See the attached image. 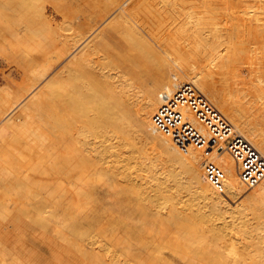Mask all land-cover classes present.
I'll return each mask as SVG.
<instances>
[{
    "label": "bare ground",
    "instance_id": "obj_1",
    "mask_svg": "<svg viewBox=\"0 0 264 264\" xmlns=\"http://www.w3.org/2000/svg\"><path fill=\"white\" fill-rule=\"evenodd\" d=\"M211 2H67L65 7L67 5L69 12L74 11V16L69 12V15H65L67 11L63 8L64 25L62 21L57 22L61 23L57 27L62 32L55 42L47 45L38 43L43 39L37 40L40 27L32 26L37 37L30 39L28 51L26 49L0 58L3 63H12L17 70L14 73L17 81L12 74L7 75V84L0 89V264H115L117 260L111 262V258L109 262L105 255L99 259L97 252L90 258L91 247L87 252L78 241L73 242L79 239H74L71 234L93 235L88 233L90 229L79 231L78 222L81 221L74 218L71 210L77 201L87 202L88 205L98 200L102 191L111 198L118 197L119 206L127 203L124 196H133L131 202L135 204L136 212L140 213L138 222L119 218L117 226L124 229L129 239L123 246L125 254L136 264H264V242L257 240L258 235H255L258 238L253 235L264 226V174L256 184L247 183L242 176L240 163L223 142L210 136L189 108L184 110V114L205 139L203 146L192 145L182 150L170 136L155 131L153 127L154 116L163 104L162 96L171 93L181 83L188 82L264 158V12H241L235 8L225 11L227 17L234 20L228 29L213 22L215 18H208ZM133 3L136 5L131 7ZM184 6L194 11L190 12ZM185 10L192 13V19H198L197 22L195 19L194 24L190 23ZM59 12H62V8ZM70 15L73 18L66 23L64 18H70ZM107 16L110 17L104 24L110 26L112 22L113 25L109 34L102 36L104 27L100 23ZM189 16L188 19L191 18ZM113 19H117L116 22ZM135 19L147 35L163 46L171 59L164 57L157 46L135 28L132 22ZM49 21H52L50 17ZM52 23L50 32L56 33V26H52ZM203 28L211 30L204 34ZM43 34L46 35L45 31ZM51 36L47 35V40ZM99 37L100 40L96 41ZM116 38L123 39V43H114ZM37 46L40 47L36 51ZM33 48L36 52L32 51ZM72 52H77L79 56L66 70L61 68L57 72L56 77H60L54 82L55 88L46 90L49 86L45 85L39 89V84ZM116 73L117 77L114 76ZM123 75L124 80H120ZM27 96L29 100L24 107L13 115ZM220 96H223L221 101ZM132 130L140 137L141 152L147 144H152L151 148L158 153L156 157L169 164L174 185L171 179L155 184L153 176L152 180L147 179L150 176H144L147 169L144 171L143 165L151 170L155 168V160L147 159L145 155H138L139 161L138 156L133 155L137 163L136 159H131V154L127 155L131 159L128 161H135L136 166L140 164L137 169L134 165L132 167L137 173L139 171V177H143L140 179L145 180L142 184L137 181L139 186L130 179L136 171L123 173L126 170L121 169L122 172L118 170L120 168L116 169L121 162H125L126 158L121 156H126V153L122 154V151L128 148H120V144L124 143L118 145L112 139H122L123 134ZM127 136L129 143L135 145L131 140L136 138ZM109 157H114L121 164L110 166ZM131 163H127V167L130 168ZM210 164L224 174L221 191L208 181L205 167ZM176 166L178 172L173 171ZM132 168L127 169L132 171ZM129 173L130 177L127 175ZM118 176L122 179L119 180ZM182 178L189 180V186L174 188L183 184L185 180L181 181ZM187 196L189 203L184 201ZM234 198L248 203L250 207L241 204L252 208L254 211L248 210L254 212L251 216L257 220L255 226L251 224L254 229L240 221L242 225L237 233L245 236L240 244L237 243L240 238L230 237V240H226L209 224L214 214L219 215L222 210L225 212L223 207ZM85 203H81V206L87 209ZM242 205H235L236 209ZM124 210L127 214L133 211L128 205ZM104 214L106 217L109 215ZM150 216L159 223L160 232L146 225L151 223L148 221ZM106 219L109 224L110 219ZM83 221L93 227L97 220L86 216ZM67 226L72 228L71 231L68 229L69 233L66 232ZM112 229L109 228V240L115 234ZM260 232L264 234V231ZM99 235L103 236L101 233ZM115 236L113 238H119ZM96 237L93 235L97 241L104 238L98 240ZM108 238L104 240L108 241ZM71 243L78 250L83 247L81 249L84 251L80 249L79 252L80 257L72 251ZM165 250H169V253ZM70 251L77 255L76 261L69 254ZM252 253L257 254V261L252 258ZM118 261L117 264H120ZM121 261H126V258Z\"/></svg>",
    "mask_w": 264,
    "mask_h": 264
},
{
    "label": "rangeland",
    "instance_id": "obj_2",
    "mask_svg": "<svg viewBox=\"0 0 264 264\" xmlns=\"http://www.w3.org/2000/svg\"><path fill=\"white\" fill-rule=\"evenodd\" d=\"M76 1H78V0H0V58L1 57H3V56H8V55H11V54H16L15 52H22V51H25L26 49H27V46L29 47V41H30V39L31 38H36L37 36H36V32L32 29V26H34L35 28L37 27H40L39 29H40V31H39V35H38V37H37V40L39 41L40 39H41V37L43 38V39H41L42 40V42L41 41H39L38 43H44L43 45H47V43L48 44H50V42H51V44H52V41H54L55 42V40L57 39V37H58V34L59 33H61L62 31H60V29L58 28L60 25H61V23H57L58 21L60 22V21H62L63 22V15H62V13H63V8H64V11H65V9H66V11L68 10L67 9V5H66V7H65V3H70V2H76ZM197 1V0H196ZM62 4V5H61ZM136 4L135 3H133L132 5H131V7H133V6H135ZM61 6V7H60ZM61 8H62V12H59V9L61 10ZM184 8L185 9H187L188 11H190L189 9H190V7H188V8H186V6H184ZM233 8H235V9H238L239 11H241V12H245V11H248V10H257V11H259V12H261V11H263L264 12V0H212V2H211V7H210V9L208 10V18L210 19V20H212L213 18H215V20H212L213 22H216V23H218V25H220V26H222V27H225V28H230L231 26H232V23H234V20H233V18H230V17H227V13L226 12H229L230 10H232L233 11ZM128 8H126V10H127ZM192 9V8H191ZM198 9V8H197ZM196 9V10H197ZM195 10V11H196ZM186 11V10H185ZM194 10H192V11H190V12H193ZM226 11V12H225ZM68 12L69 11H67V13H65V15H69L68 14ZM187 12V11H186ZM69 13H72L71 11L69 12ZM73 13H74V11H73ZM72 13V14H73ZM46 14H48V16H46ZM71 14V15H72ZM52 15V16H51ZM70 15V18H68L69 16H65V18H64V21H66V23H67V21H68V23L70 22V20H71V17L73 18V16H74V14H73V16H71ZM187 15L189 16H191V18H189L188 19V16H186L187 17V20L190 22V23H193L194 24V22L196 21L197 22V20L198 19H192V13H189V12H187ZM194 15H196L195 13H194ZM189 16V17H190ZM49 17H50V20H52L51 22L49 21ZM67 17V18H66ZM109 17L110 16H107L105 19H104V21H102L101 23H100V25H102V28L104 27V30H103V34H102V36H106L107 34H109V32L111 31V25H113V23L111 22L110 23V26H108V25H106V24H104V22L106 21V20H108L109 19ZM194 17V16H193ZM196 17V16H195ZM66 19V20H65ZM69 19V20H68ZM46 20H48V22L49 23H46L47 21ZM115 22H116V20L117 19H113ZM195 20V21H194ZM137 20L135 19V20H132V22H133V24H134V26H136L135 28H138L141 32H142V34L143 35H145L152 43H154V46L156 47L157 46V48L159 49V52L161 53L162 52V55H164V57H167V59L169 58V59H171V56L170 57H168V53H166V50L163 48V46H161L160 44H158L157 42H156V40L155 39H153L152 37H150L149 35H147V33H146V31H145V29L141 26V24L139 23V21H137ZM53 22V23H52ZM114 22V23H115ZM51 23H52V26H56L55 27V30H56V33H51L52 31H51ZM65 23V24H66ZM107 23H109V22H107ZM130 23H131V21H130ZM57 24H58V27H57ZM132 24V25H133ZM140 24V25H139ZM62 25H64V22H63V24ZM46 28H45V27ZM47 26H50V27H47ZM194 26V25H193ZM43 27V28H42ZM197 27H200L199 25H197ZM34 28V29H35ZM202 28V27H201ZM47 29H48V31H47ZM53 29H54V27H53ZM210 30L211 29H209V28H203V33L204 34H206V33H209L210 32ZM44 31H45V33H46V35H44L43 33H44ZM51 31V32H50ZM48 32V33H47ZM57 35V36H55V35ZM43 35V36H42ZM47 35H52L51 37V39L50 40H47V38L49 39V36L47 37ZM47 37V38H46ZM100 38L101 37H99L96 41H98V40H100ZM121 38H123V37H121ZM53 39V40H52ZM45 40H47V41H45ZM45 41V42H44ZM49 41V42H48ZM114 43L115 42H118L117 44H121V43H123V39H118V38H116L114 41H113ZM113 42H112V44H113ZM42 45V44H41ZM33 47V46H32ZM38 47H40V46H37L36 47V51L38 50ZM46 47V46H45ZM29 49V48H28ZM28 49H27V51H28ZM32 51H34V52H36L35 50H34V48H33V50ZM34 52H32V53H34ZM167 55V56H166ZM78 54H77V52H72V53H70L65 59H63L49 74H48V78L46 79V80H44L43 82H41V84H39V89L40 88H42V87H44L45 85H48L49 87H51L50 89H49V87H48V89L46 88V90H53L54 88H55V86L53 87V85L55 84L54 82L60 77V76H58V77H56V74H57V72L61 69V68H65V70L70 66V65H72L75 61H76V59L78 58ZM168 59V60H169ZM1 63H3V61H2V59H0V89H2L3 87H5V85L7 84V75H11L12 76V78H16V81H17V77L16 76H14V73L17 71L16 70V67H14V66H12L13 64L11 63V65L9 64V63H6L5 61H4V63H3V65L1 64ZM67 65V66H66ZM175 65V64H174ZM14 70V71H13ZM16 70V71H15ZM12 71V72H11ZM113 73H114V71H113ZM128 75V74H127ZM114 76L115 77H117V73L116 74H114ZM125 75H123L122 76V78L120 79V80H124V77ZM4 77V78H3ZM6 78V79H5ZM147 79V78H146ZM18 80L20 81V77L18 76ZM143 82H145V79H143ZM147 82H148V79H147ZM146 83V82H145ZM4 84V85H3ZM43 89V88H42ZM28 97V96H27ZM132 97V96H131ZM128 98V97H127ZM222 98H223V96H220L219 97V101H221L222 100ZM29 100V97L23 102V104H21L16 110H15V112L13 113V115H16L19 111H20V109H22L23 107H24V105H25V103H26V101H28ZM113 134V133H112ZM129 135V136H132L131 138L132 139H135V140H131V142L133 141V143H135V145L133 146V145H131L130 143H129V141H130V139L128 138L127 139V135ZM112 136H114V137H112V138H115V135H112ZM124 137V138H123ZM123 137H122V139H119V138H116V140L114 139H112V142L113 143H119L120 144V142H123L124 144H120V148H123V149H125L126 147L128 148V152L126 151V150H124V151H122L123 153L122 154H125L126 153V156H124V155H122L121 157H125L126 158V160H125V162H121V163H119V162H117L116 161V159L114 160L113 158L111 159V157H109V161L112 163H109L110 164V166L111 165H116V166H118V165H120V167H117L116 169H118V168H120V169H118L119 171L121 170V169H123V170H126V171H122L123 173H127V172H131V173H133V171H136V172H134V173H136V176H137V174H138V178L136 179V176H134V173L132 174L133 175V177H130L131 176V173H129V174H127V175H129V177H130V179H132L131 181L132 182H136L135 184H137L138 182H141L140 184H142L145 180L143 179V180H141L140 178H143L142 176L141 177H139L140 175H139V171H138V173H137V170H135V167H134V170H133V165L134 166H136L135 164L140 160V158H139V156L140 157H143L144 155H145V157H148L147 159H151L152 161H154L153 163H154V167L155 168H153V170H151L150 168H149V166H148V168H147V166L146 165H143L144 166V171H145V168L147 169L146 170V174H145V172H143V173H140L141 175L143 174L146 178L148 177V176H150V177H148L147 179H149L150 178V180H152V176H153V179H154V182L153 183H164L165 181L167 182V180H170L171 179V176H170V168L171 167H169V164L168 163H166L164 160L162 161V160H160V159H158L157 157H156V155L158 154L157 153V151H153V148H151L152 147V144L151 145H146L145 147H144V151H142L141 152V149L139 150V147H141V140H140V137L137 135V133L134 131V130H132V131H129V132H126L125 134H123ZM123 139H125L124 141H123ZM129 140V141H128ZM136 140H138V141H136ZM115 141V142H114ZM126 141V142H125ZM126 143V144H125ZM118 144V145H119ZM130 144V145H129ZM139 144V145H138ZM136 145H138V147H136L137 149H135V146ZM123 146V147H122ZM131 148H133V149H131ZM148 146V147H147ZM150 146V147H149ZM126 148V149H127ZM123 149H121V150H123ZM135 149V150H134ZM129 150L131 151V152H129ZM132 151H133V153H132ZM128 153V154H127ZM139 153V154H138ZM130 154H131V159H136V163H134L135 161H128V160H131V159H129L130 157H128L127 155H129L130 156ZM137 154V155H136ZM147 154V155H146ZM133 155H135L134 157H136V156H138V161H137V158H134L133 157ZM143 155V156H142ZM124 158V159H125ZM128 159V160H127ZM114 160V161H113ZM108 161V162H109ZM128 161V162H127ZM132 162V163H131ZM115 163V164H114ZM118 163V164H117ZM127 163L128 164H130L131 163V165H130V168H132V171L131 170H128V169H130L129 167H127ZM108 164V165H109ZM167 164H168V166H167ZM123 165V166H122ZM126 165V166H125ZM139 163L137 164V166L139 167ZM136 166V169L138 168ZM142 166V167H143ZM164 167V168H163ZM205 167V166H204ZM114 168V167H113ZM128 168V169H127ZM176 168V169H175ZM174 168V170L173 171H175V172H178L177 171V166ZM115 169V168H114ZM148 169H150V170H148ZM165 169V170H164ZM117 170V171H118ZM167 170H169L168 172H166ZM163 171V172H162ZM162 172V173H161ZM123 173H121V174H123ZM156 173V174H155ZM157 173H159V174H157ZM150 174V175H149ZM162 174V175H161ZM169 174V175H168ZM126 175V174H125ZM157 175V176H156ZM164 175H168L167 176V178H166V176H164ZM120 177H122L121 175H119ZM118 176V179L119 180H121L120 179V177ZM162 176L164 177V178H162ZM144 177V178H145ZM161 177V178H160ZM169 177V178H168ZM133 178H135L136 179V181L133 179ZM158 178H159V180H158ZM141 181H140V180ZM183 179L184 178H182V180L181 181H183ZM115 180L117 181V177H115ZM134 180V181H133ZM158 180V181H157ZM174 180V179H173ZM173 180L171 179L170 181H171V183L173 182ZM185 180V179H184ZM138 181V182H137ZM192 181V180H191ZM123 182V181H122ZM175 182V181H174ZM139 183L137 184L138 186L140 185ZM186 184H188V185H186ZM172 185H174V183H172ZM184 185V187H187V186H189V180H185L184 182H183V184H178V185H176V186H174V188H176L177 186L179 187V188H182V186ZM178 187L176 188V189H178ZM175 189V190H176ZM125 197V199L127 200V203L126 204H123L122 206H119V204L117 205V200L119 199L118 197H109V194L107 195L106 194V192H103L102 191V196L101 197H98L99 199V201L98 200H96V201H94L93 203H88V205H87V202L85 203V202H81V203H85L86 205H87V209H85V206H84V208H83V206H81L82 204L80 203V201H79V203H78V201L76 202V204H78V206L75 204V208H73L71 211H72V214H73V216H74V218H76V219H80V221L81 222H78V229H79V231H85V230H87V229H90L91 230V232L90 231H88V233H92L93 235H94V237L97 235V237H98V240L99 239H101L103 236H104V238L102 239V240H99V241H97V239L95 240V238H93V235L91 236V234H90V236H89V234H87V235H85V236H81L80 235V233H78L77 235H76V233H72L71 232V234H73V236L75 237L74 239H79V240H73L72 239V235L70 234V238L73 240V242H77L78 241V243L79 244H81V245H83L84 246V248L83 247H81L80 245H79V247H81V248H83L84 250H90L89 248L91 247V250L89 251V256H90V258H93V253H95V252H97V255H99V259H101L104 255H105V257H107V258H105L107 261H109V259L111 260V258L113 259V260H111V262H114V261H118V260H120V262L118 261V263H120V264H122V263H124L125 264V262H126V264H136V261H133V260H129L128 258H127V256H126V254H125V252H126V250L125 249H123L124 247L123 246H126V241L127 240H129L127 237H126V233H125V231H124V229H119L118 228V226H117V220L119 219V218H128V219H131L133 222L135 221V222H138V220H139V218H140V213L139 212H136V210L134 209L135 208V204L133 203V202H131V200L133 199V196L131 195V194H128L127 196H124ZM188 196H187V198H185L184 199V201L185 200H187L188 201ZM232 200V201H231ZM230 200V202H229V204L227 205H225L223 208H225V212H224V210H222V212L221 213H219V215H218V213L217 214H214V217H213V219H211V221L212 222H210L209 224L211 225V226H213L215 229H216V231H219V234H222V236L226 239V240H230V237L231 238H233V237H238V238H243V237H245V236H241L240 234H238L237 233V230H238V227L239 226H241L242 225V223H240V221L242 222V221H244V224H247V225H250L249 227H252L253 229H254V227L251 225V224H253L254 226H255V223H257V220H255V217L254 216H251V215H253L254 214V212L252 213L251 212V210L249 211L248 209H252V208H248V207H246V206H244L245 204L247 205L248 203H246V202H244V201H242V199L240 200V198L239 199H236V198H234V200L233 199H231ZM239 200V201H238ZM186 201V202H187ZM235 203H234V202ZM238 201V202H237ZM241 201V202H240ZM188 203H189V201H188ZM191 203V202H190ZM231 203L234 205V208L232 207L233 205H231ZM237 203V204H236ZM244 204V205H242V204ZM85 204H83V205H85ZM89 204H90V206L91 207H89ZM201 204V203H200ZM126 205H128L129 206V209L130 210H133V211H131L130 212V214H127V211L126 210H124V207H126ZM204 204H203V202H202V204H201V206H203ZM238 205V207L240 206V205H242L243 207H240V208H238V209H236V206ZM249 205V204H248ZM247 205V206H248ZM77 206V207H76ZM229 206V207H228ZM78 207H80V209L78 208ZM227 207V208H226ZM231 207L234 209L233 210V212H232V209H231ZM244 207H246L247 208V210L245 211V209L246 208H244ZM249 207H250V205H249ZM93 208V209H92ZM79 209V210H78ZM88 209H89V212H88ZM228 210V212H227V210ZM231 209V210H230ZM243 210V211H240V210ZM76 210H78V212L76 211ZM238 210V211H237ZM253 210V209H252ZM105 211V212H104ZM110 211H112V213L110 212ZM204 212H206L205 210H203ZM208 211V210H207ZM231 211V214L229 215L228 213ZM235 211V212H234ZM249 211V213L250 214H248L247 212ZM254 211V210H253ZM88 212V213H87ZM109 212L111 213V214H109ZM238 212H240V213H238ZM246 212V213H245ZM104 213H107V214H109V215H107V217H108V219H110V220H108V222H109V224L106 222L107 221V217H106V215L104 214ZM123 213V214H122ZM222 213H223V215H222ZM122 214V215H121ZM152 214V213H151ZM221 214V215H220ZM247 214V215H246ZM113 216V217H111V216ZM153 215V214H152ZM219 217H218V216ZM237 215H239V216H237ZM244 215V216H243ZM87 216V217H91V218H94V219H96L97 221H96V224H95V226L93 225V227H89V225L86 223V222H84L83 220H84V218ZM228 216V217H227ZM231 216V217H230ZM247 216V217H246ZM152 217L153 216H150V217H148V221H150L151 223H147L146 225L148 226V228H154V230L155 231H158V232H160L159 231V226H158V222H154V220L152 219ZM232 219V217H233V219H232V221L230 220V218ZM249 217V218H248ZM251 217V218H250ZM218 218V219H217ZM220 218H221V220H220ZM228 218V219H227ZM252 218H254V219H252ZM82 219V220H81ZM249 219V220H248ZM214 220H216V221H214ZM221 222H220V221ZM223 220H224V222H223ZM230 220V221H229ZM237 220V221H236ZM248 220V221H247ZM251 220V221H250ZM254 220V221H253ZM116 221V222H115ZM227 221V222H226ZM217 222V223H216ZM223 222V223H222ZM231 222H232V224H231ZM248 222H249V224H248ZM83 223V224H82ZM106 223V224H105ZM220 223V224H219ZM100 224H102V225H100ZM226 224V225H225ZM229 224V225H228ZM236 224V225H235ZM100 225V226H99ZM113 225V227H110V226H112ZM216 227H215V226ZM218 225H219V228H218ZM224 225H225V227H224ZM231 225V226H230ZM232 225H234V226H232ZM257 225V224H256ZM147 226H145V227H147ZM229 226H230V228H229ZM258 226L259 225H257V228H258ZM261 226H259V229H261L260 228ZM263 227L264 226H262V230H259V231H257V229H256V231L258 232V233H253V231L251 232V233H253V235H254V238L255 237H257V236H255V235H258V239L257 240H261L262 242H264V234L262 235L261 233H263V232H260V231H264L263 230ZM66 228V232L68 231V229H69V227L67 226V227H65ZM97 228V229H96ZM109 228L111 229V228H114V229H112L114 232H115V234H117L116 236H118L119 238H113L114 236H115V234H113V237H112V239L111 240H109L111 237V231L109 230ZM222 228V229H221ZM226 228V230H224ZM227 228H228V230H229V232H228V230H227ZM72 229V228H71ZM71 229H69V231H71ZM83 229V230H82ZM118 229V230H117ZM253 229H251L250 228V230H253ZM94 232H93V231ZM232 230V231H231ZM69 231L67 232V233H69ZM149 231V230H148ZM221 231H223V232H221ZM225 232H226V234H225ZM255 232V231H254ZM260 232V233H259ZM66 233V234H67ZM96 235H95V234ZM101 233V235H103L102 237H100V234ZM109 233V234H108ZM230 233V234H229ZM262 235V238H260L261 236L260 235ZM106 235H108L109 236V238H108V241H113L112 243L111 242H108L107 240H104V239H106L107 237H106ZM231 235H233V236H231ZM253 236L252 234H249V236ZM69 236V235H68ZM89 236V237H88ZM115 236V237H116ZM241 236V237H240ZM87 237V238H86ZM96 237V238H97ZM82 238V239H81ZM91 238V239H90ZM94 240H93V239ZM81 240V241H80ZM84 242V244H83V242ZM101 241H103L104 242V244H103V242L101 243ZM243 241V239H241V240H237V243H241ZM245 241V240H244ZM95 242H98V243H96L95 244ZM108 242V243H107ZM78 243H77V245H78ZM93 243V244H92ZM99 243H100V245H99ZM105 243H107L106 244V246H107V249H105ZM239 243V244H240ZM101 244L103 245V246H101ZM72 245H74V244H72L71 243V246ZM86 245L87 246H89V247H86ZM94 245V246H93ZM242 245V244H241ZM75 246V245H74ZM240 246V245H239ZM78 247V246H77ZM78 247V248H79ZM92 247H94L95 249H93ZM72 248V251L74 252V253H76L77 255H78V257H80V253L79 252H81V250L79 249H77V248H75V247H71ZM87 248V249H86ZM78 251H77V250ZM84 250H82V251H84ZM72 251H70L69 252V254L72 252ZM87 251V252H88ZM91 251H94V252H92V254H91ZM166 252H168L169 253V250H165ZM251 251V250H250ZM101 252V254H99ZM91 254V255H90ZM103 254V255H102ZM125 254V255H124ZM77 255H74L73 253H71V256H72V258L73 259H75L74 261H76V259L78 258L77 257ZM97 255H95V257L97 256ZM109 257V258H108ZM97 258V257H96ZM104 258V257H103ZM125 258H126V261H121V260H125ZM252 258H254V260L255 261H257L258 260V258H257V254H254V253H252ZM98 259V260H99ZM105 259H102L103 261H105L106 262V260ZM117 261H116V263L115 264H117ZM110 262V261H109ZM170 263H172V262H170ZM251 263V262H250ZM107 264V263H106ZM109 264V263H108Z\"/></svg>",
    "mask_w": 264,
    "mask_h": 264
},
{
    "label": "built area",
    "instance_id": "obj_3",
    "mask_svg": "<svg viewBox=\"0 0 264 264\" xmlns=\"http://www.w3.org/2000/svg\"><path fill=\"white\" fill-rule=\"evenodd\" d=\"M163 104L154 116V130L172 138L173 143L182 150L190 146L201 147L205 139L195 128L184 110L187 108L193 117L203 124L213 139L223 142L233 157L240 163L244 180L256 184L264 174V158L246 139L241 137L235 127L223 114L188 82L181 83L171 93L162 96ZM208 181L222 190L224 174L213 164L205 167Z\"/></svg>",
    "mask_w": 264,
    "mask_h": 264
}]
</instances>
